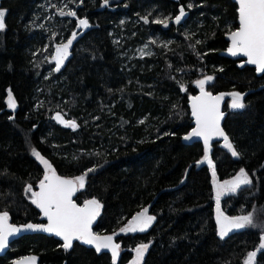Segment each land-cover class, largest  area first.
<instances>
[{
  "label": "trees",
  "instance_id": "1",
  "mask_svg": "<svg viewBox=\"0 0 264 264\" xmlns=\"http://www.w3.org/2000/svg\"><path fill=\"white\" fill-rule=\"evenodd\" d=\"M60 1L0 0L6 13L0 30V212L7 211L13 224L42 222L25 192L43 177L34 148L59 175L87 173L75 201L102 205L95 233L120 230L150 205L147 214L155 219L146 231L117 236L116 264H125L140 244L149 245L142 264H244L264 236V73L219 55L225 35L238 27L236 4L65 0L61 7ZM43 2L53 3L50 17ZM181 7L185 16L177 24ZM61 10L76 15L62 16ZM77 18L87 19L89 27L79 29ZM74 32L56 71L53 44L67 43ZM208 75L213 79L207 91L245 94L243 109L228 110V99L223 107V129L238 157L220 143L209 145V157L219 180L244 169L252 183L220 197L219 207L229 216L258 212L253 226L223 238L204 144L184 139L192 128L188 100L197 92L194 82ZM57 113L77 127L56 121ZM25 255L38 264H113L109 254L78 242L66 250L44 234L13 241L0 264ZM254 264H264V250Z\"/></svg>",
  "mask_w": 264,
  "mask_h": 264
},
{
  "label": "snow or ice",
  "instance_id": "2",
  "mask_svg": "<svg viewBox=\"0 0 264 264\" xmlns=\"http://www.w3.org/2000/svg\"><path fill=\"white\" fill-rule=\"evenodd\" d=\"M109 0H104L107 5ZM239 27L234 31H230L228 38L230 46L227 51L232 56L242 55L247 58L245 61L248 64L256 66V71L264 73V0H237ZM191 7V5H189ZM5 11L0 10V30L5 28ZM60 15L75 16L74 11H60ZM185 16L184 8L181 7L179 14L175 16V23L179 24ZM147 23V18H144ZM156 23H163L167 26L166 20H157ZM78 26L88 28L89 22L87 19H79ZM77 33L72 34V39H69L66 44L59 45L56 48V54L53 59L56 62L55 70L59 71L64 63V60L69 54V48ZM213 79L212 76H207L204 79L197 80L195 83L200 89V95L191 98L192 115L195 118L196 127L184 137L185 140H190L193 137H200L204 142V157L203 161H207L210 167L213 168V183L216 191L217 204V224L219 226V235L221 238L226 236L233 229H242L253 224V215H240L235 217L225 216L220 211V197L226 192H235L241 185L251 184L248 173L244 169H240L239 173L232 179L219 183L215 180V170L212 160L209 157L210 141L213 137H222L224 147L236 157L239 153L236 151L233 143L229 140L220 126V121L223 113L220 111V103L225 95L231 97L232 109H243L244 94L233 91L231 93H221L213 95L205 90V84ZM183 87V86H182ZM8 107L14 109L16 107L15 100L11 90L8 92ZM55 119L64 124L66 127L75 129L77 124L75 121H67L57 113ZM33 156L43 164L45 169L44 178L39 183V191H33L31 185L25 189L27 193H31V201L35 204L47 218V224H26L21 227L9 224V214L7 211L0 212V250L4 249L9 237L22 230H40L48 233H54L63 240V247L67 250L72 247L74 240L82 241L86 244L93 245L97 252L102 249L111 251L113 264L120 253V245L114 242V235H97L92 232L91 226L93 221L99 215V210L102 207L96 199L85 201L83 206H79L72 199L78 189L84 187L85 177L87 173L73 179H67L56 174L55 169L36 149H32ZM200 161L198 163H201ZM88 171H93L89 169ZM148 210L145 208L138 212L132 219L119 231L128 232H143L151 225L154 216H149ZM261 245L259 250H264V236L261 237ZM149 245L140 244L135 251V259L132 264H141L144 254ZM257 251L249 252L245 264H254ZM35 257L30 258V264H34ZM21 264V262H18Z\"/></svg>",
  "mask_w": 264,
  "mask_h": 264
},
{
  "label": "water",
  "instance_id": "3",
  "mask_svg": "<svg viewBox=\"0 0 264 264\" xmlns=\"http://www.w3.org/2000/svg\"><path fill=\"white\" fill-rule=\"evenodd\" d=\"M233 3H235L236 4V6H237V23H238V27H239V20H238V7H239V5H238V3H237V0H231ZM237 27V28H238ZM235 30V29H234ZM233 30V31H234ZM228 34H229V32L225 35V40L227 41V46H226V48L225 49H223V50H221L220 52H219V55L220 56H222V57H225V58H228V59H231V60H235V61H239V65L240 66H249V67H252V68H254L255 69V73H256V75H258V76H260V75H262L263 73H260V72H257L256 71V66L255 65H252V64H248V63H246L245 61L247 60V58L246 57H244V56H242V55H238V56H232L231 54H229L228 53V51H227V49H228V47L230 46V40H229V38H228ZM207 91V90H206ZM208 92H210V91H208ZM212 93V92H211ZM221 93H225V94H227V93H231V92H217V93H212L214 96L215 95H219V94H221ZM200 95V91H197L195 94H193L190 98H189V100H188V107H189V110H190V116H191V119H192V121H191V124H192V128L188 131V133L186 134V135H188L191 131H192V129L193 128H195L196 127V122H195V118L193 117V115H192V101H191V98L192 97H194V96H199ZM244 96H245V94H244ZM230 96H228V95H225L224 96V99L221 101V103H220V111L223 113V117H222V119H221V121H220V126H221V128L223 129V121H224V118H225V113H224V111H223V107H224V105H225V102H226V100L229 98ZM6 101H8V98H7V100ZM10 110H14V109H12V108H9ZM55 116H56V114L54 115V118H55ZM56 120V119H55ZM57 121V120H56ZM223 131L225 132V130L223 129ZM225 134H226V132H225ZM185 135V136H186ZM227 135V134H226ZM186 142H188V143H193V142H202L203 144H204V142H203V139L202 138H200V137H193L192 139H190V140H185ZM223 141V138L222 137H213L212 138V140L210 141V144L209 145H211V144H213V143H220V142H222ZM58 176H61V177H64V176H62V175H59L58 173H56ZM64 178H67V177H64ZM67 179H71V178H67ZM36 191H39V184L37 185V189H36ZM77 193H78V190L76 191V193L74 194V196L72 197V199L75 201V197H76V195H77ZM88 201V200H87ZM76 202V201H75ZM76 204L77 205H79V206H83V204L84 203H82V204H79V203H77L76 202ZM150 206V205H149ZM149 206L148 207H146V209L148 210V208H149ZM37 207V206H36ZM37 209L39 210V212H40V216H41V220H42V222H38V223H33V222H29V223H31V224H37V225H41V224H47L48 223V221H47V218L43 215V213L41 212V210L37 207ZM97 220V217H96V219L93 221V223H92V226H91V229H92V232L93 233H95L94 231H93V224H94V222ZM29 223H25V224H13V223H11L10 221H9V224H12V225H15V226H17V227H21V226H23V225H26V224H29ZM116 235H114V242L115 243H118L119 244V242H117L116 241V238H117V236L119 235V234H121L122 232H120L119 230L118 231H116V232H114ZM114 233H95V234H97V235H101V236H104V235H113ZM27 234H44V235H47V236H53V237H55L56 239H58L62 244L64 243L63 242V240H62V238L61 237H59V236H56L54 233H48V232H44V231H40V230H22V231H20V232H18V233H15L14 235H12V236H10L9 237V240H8V244H7V246L4 248V249H2V250H0V256H3L6 252H7V250H8V248H9V245L13 242V241H15L16 239H18L19 237H21V236H23V235H27ZM74 242H78L79 244H81V245H83V246H85V247H87V248H91V249H93L96 253H106V254H109L110 255V257L112 258V254H111V251L110 250H108V249H102L100 252H97L96 251V249H95V247L93 246V245H89V244H86V243H84V242H82V241H79V240H74L73 241V243ZM72 243V244H73ZM120 245V244H119ZM120 254H121V250H120V253H119V256H118V258L117 259H119V257H120ZM31 257H33V256H31V255H25V256H22V257H19V258H17L15 261H14V264H18V262H21V264H30V258ZM34 264H38V261H37V259L35 258V261H34Z\"/></svg>",
  "mask_w": 264,
  "mask_h": 264
},
{
  "label": "rangeland",
  "instance_id": "4",
  "mask_svg": "<svg viewBox=\"0 0 264 264\" xmlns=\"http://www.w3.org/2000/svg\"><path fill=\"white\" fill-rule=\"evenodd\" d=\"M60 3H61V7L62 6H66V4H65V0H61L60 1ZM53 3H42L41 4V6L43 7V10H44V12H45V14H46V16L47 17H50L51 15H52V12H51V10H50V5H52ZM69 19V18H68ZM79 19L80 18H77V20H76V23L78 24V22H79ZM41 23H44V19H43V21H41ZM47 27V29H49L50 28V25H47L46 26ZM80 28H82V27H80L79 26V29ZM63 44H66V43H59V44H53V49H52V53H51V55H50V59L53 61V66H54V68L56 67V62H55V60L53 59V57L55 56V54H56V48H57V46H59V45H63ZM69 55V54H68ZM65 61V60H64ZM208 76H212V75H208ZM205 77H207V76H205ZM205 77H202V78H199V79H197V80H201V79H204ZM213 77V76H212ZM196 80V81H197ZM195 81V82H196ZM212 81V80H211ZM211 81H209V82H211ZM194 82V86L196 87V89H197V91H200V89H199V87L196 85V83ZM209 82H207L206 84H205V90H206V85L209 83ZM230 105H231V97H229L228 98V102H227V108H228V110H231V111H233V110H239V109H232L231 107H230ZM220 145L223 147V148H225L223 145H224V141H222V142H220ZM226 149V148H225ZM229 153H230V155L232 156V157H234L232 154H231V152L228 150V149H226ZM33 155V154H32ZM35 157V156H34ZM236 157H238V156H236ZM235 157V158H236ZM35 159H36V157H35ZM46 159V158H45ZM37 160V159H36ZM47 160V159H46ZM39 163H40V161L39 160H37ZM50 163V162H49ZM40 165L42 166V168H43V177H44V174H45V169H44V166H43V164H41L40 163ZM53 167V166H52ZM239 171H240V169L233 175V176H231V177H228V178H226V179H224V180H219L218 179V177L216 176V174H215V180L217 181V182H219V183H223L224 181H227V180H232L238 173H239ZM212 173H213V169H210V178H211V183H212V188H213V194H214V196H216V191H215V186H214V183H213V180H214V178H213V175H212ZM43 177L41 178V180L43 179ZM79 177V176H78ZM250 178V177H249ZM85 179H86V177H85ZM40 180V181H41ZM39 181V182H40ZM38 182V183H39ZM38 183L36 184V185H31L32 186V188H33V191H36V189H37V185H38ZM84 185H85V183H84ZM249 185H251V184H248V185H241L240 186V188H238L235 192H226V193H224L223 195H221V197H224V196H227V195H233V194H236L237 192H238V190L239 189H241V188H243V187H246V186H249ZM28 187V185H26L25 186V189ZM84 188V187H83ZM83 188H81V189H78V192L79 191H81ZM26 192V191H25ZM26 194H27V197L31 200V193H27L26 192ZM86 201V200H85ZM32 202V201H31ZM84 202V201H83ZM220 211L225 215V216H228V217H235V216H229V215H226L221 209H220ZM252 215H253V224L252 225H249V226H246L245 228H242V229H233L232 231H230L228 234H230V233H232V232H235V231H239V230H243V229H246V228H248V227H250V226H253L254 225V219L257 217L258 218V212L256 211V210H254V211H252V212H250ZM249 214V213H248ZM247 215V214H246ZM149 216H151V215H149ZM238 216H240V215H238ZM216 217H217V210H215V212H214V218H215V221H216V224H217V219H216ZM128 233H132V232H128ZM123 234H127V233H123ZM217 234H218V236L219 237H221L220 235H219V226H218V224H217ZM227 234V235H228ZM226 235V236H227ZM225 237V236H224ZM261 243H262V241H261ZM135 259V251L133 250V253H132V257L125 263V264H132V262H133V260ZM247 259V258H246ZM141 264H142V262H141ZM244 264H245V262H244Z\"/></svg>",
  "mask_w": 264,
  "mask_h": 264
},
{
  "label": "flooded vegetation",
  "instance_id": "5",
  "mask_svg": "<svg viewBox=\"0 0 264 264\" xmlns=\"http://www.w3.org/2000/svg\"><path fill=\"white\" fill-rule=\"evenodd\" d=\"M44 178V177H43ZM40 183V182H39ZM87 201V200H86ZM85 202V201H84ZM84 202H82V203H84ZM82 203H80V204H82Z\"/></svg>",
  "mask_w": 264,
  "mask_h": 264
}]
</instances>
